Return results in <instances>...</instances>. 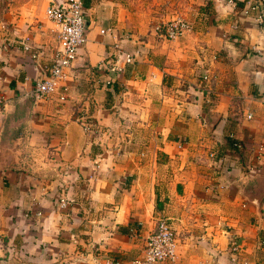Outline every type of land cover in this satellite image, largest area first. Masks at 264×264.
Returning <instances> with one entry per match:
<instances>
[{"label":"crops","instance_id":"1","mask_svg":"<svg viewBox=\"0 0 264 264\" xmlns=\"http://www.w3.org/2000/svg\"><path fill=\"white\" fill-rule=\"evenodd\" d=\"M50 1L0 0V264H136L160 218L178 257L159 264H264V42L249 0H83L65 101L33 94L60 46ZM179 16L190 32L156 35ZM115 44L139 54L107 87Z\"/></svg>","mask_w":264,"mask_h":264},{"label":"built area","instance_id":"2","mask_svg":"<svg viewBox=\"0 0 264 264\" xmlns=\"http://www.w3.org/2000/svg\"><path fill=\"white\" fill-rule=\"evenodd\" d=\"M247 11L254 13V19L259 27L262 40L264 42V0H249ZM86 8L83 0H51L45 10V15L53 21L57 26L58 40L60 46L53 57V62L46 69L47 73L44 77L36 80L34 86L35 99H46L53 94H58L61 101L66 100L68 87L63 82L70 75V68L76 57H78L80 47L86 42L89 24L86 18ZM193 28L192 21L186 17H176L169 21L160 22L154 25V31L160 38L167 40H175ZM112 28L104 29L103 32L111 31ZM23 48L31 51L32 46L28 38L23 42ZM117 60L114 62L102 61L100 72L104 74L105 84L107 87L114 86V76L122 72L127 64H131L135 60L138 51L123 53L121 46L115 44ZM204 80L209 79L207 73L203 76ZM6 102L5 97L0 96V106ZM84 125L87 133H99L100 128L94 127L90 121L83 120L78 117ZM234 140L233 145L241 149L243 144L240 140L230 134ZM216 157V153L212 154ZM3 183L0 181V189ZM70 198L62 195L58 198L57 203L60 208H68ZM232 249H238L236 242H233ZM178 242L175 231L171 223L166 218H160L154 231L149 234L146 240L145 254L143 258L135 261L136 264H159L164 261L175 262L178 257ZM232 264H248V261H238L236 258L232 260Z\"/></svg>","mask_w":264,"mask_h":264},{"label":"trees","instance_id":"3","mask_svg":"<svg viewBox=\"0 0 264 264\" xmlns=\"http://www.w3.org/2000/svg\"><path fill=\"white\" fill-rule=\"evenodd\" d=\"M233 143H234V140H232V143H231V145H233ZM235 148H236V146L235 145H233Z\"/></svg>","mask_w":264,"mask_h":264}]
</instances>
